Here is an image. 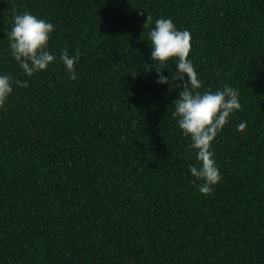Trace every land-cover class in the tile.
Listing matches in <instances>:
<instances>
[{
	"label": "trees",
	"instance_id": "16d2710c",
	"mask_svg": "<svg viewBox=\"0 0 264 264\" xmlns=\"http://www.w3.org/2000/svg\"><path fill=\"white\" fill-rule=\"evenodd\" d=\"M24 10L53 24L30 75L7 38ZM147 16L189 30L199 90L238 92L210 193L171 115L175 66L167 84L147 67ZM0 72L27 82L0 104V264H264V0H0Z\"/></svg>",
	"mask_w": 264,
	"mask_h": 264
},
{
	"label": "clouds",
	"instance_id": "9594fccd",
	"mask_svg": "<svg viewBox=\"0 0 264 264\" xmlns=\"http://www.w3.org/2000/svg\"><path fill=\"white\" fill-rule=\"evenodd\" d=\"M151 22V26H150ZM143 28H147L150 41L149 59L155 68L156 83L167 84L170 76L161 73L162 68L174 64L172 80H179L175 99L171 102V115L176 118V125L181 135L188 137L189 147L195 149V161L187 165L188 172L200 183L196 188L201 193H210L219 180V170L214 162L210 143L228 117L240 108L237 90L229 85L216 90H199L201 80L189 57L191 48L190 32L187 28H177L171 17L160 16L152 21L145 17ZM53 24L49 20L37 17L28 10L14 13L11 26L7 32L10 55L25 75L45 69L54 61L55 54L47 45ZM79 52L62 49L59 60L70 78H75L74 63ZM13 83L26 86L27 82L14 78L12 74L0 72V104L12 92ZM236 127L243 129L245 122L240 121Z\"/></svg>",
	"mask_w": 264,
	"mask_h": 264
}]
</instances>
